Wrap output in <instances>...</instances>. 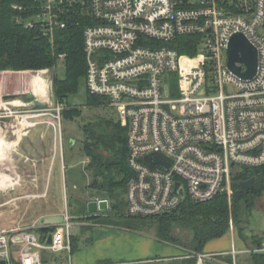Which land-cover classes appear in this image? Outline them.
I'll return each mask as SVG.
<instances>
[{
    "label": "built area",
    "instance_id": "built-area-1",
    "mask_svg": "<svg viewBox=\"0 0 264 264\" xmlns=\"http://www.w3.org/2000/svg\"><path fill=\"white\" fill-rule=\"evenodd\" d=\"M32 10L26 26L40 29L52 44L57 30L85 23L86 88L128 130L132 174L126 183V217L169 214L186 199L203 203L225 194L231 200L234 173L264 167V0H38ZM239 33L259 53L258 71L250 80L228 67L230 39ZM182 36L196 38V55H181L171 46ZM28 106L1 97L0 124L10 122L16 130L27 121L26 130L49 115L47 123L63 150L61 104L56 114L35 107L28 115ZM159 154L170 167L147 160ZM63 217L49 246L18 227L1 231L0 261L15 264L12 243L21 245L19 264H43L42 253L49 250L71 253L72 217L68 212ZM250 253H264V240L259 247L193 252L186 258L226 264L217 257L232 255L237 264L238 255Z\"/></svg>",
    "mask_w": 264,
    "mask_h": 264
},
{
    "label": "trees",
    "instance_id": "trees-1",
    "mask_svg": "<svg viewBox=\"0 0 264 264\" xmlns=\"http://www.w3.org/2000/svg\"><path fill=\"white\" fill-rule=\"evenodd\" d=\"M13 5L25 10L17 11ZM37 5L38 0H0V71L28 73L29 70L52 68L60 55H64L65 75L56 77L53 89L55 100L65 106L61 116L72 121L81 115V109L70 104L69 98L78 94L82 87L86 89V103L89 106L108 109L101 97L91 94L86 88L87 61L83 37L85 23L79 26L70 23L66 29L57 30L52 44L40 29L26 26V17L34 13L32 9ZM196 41V38L182 36L171 46L177 48L181 55L194 56L199 49ZM170 82L175 85L176 93L177 77L170 76ZM81 129L85 135V140L81 143L82 152L86 160H89L86 170L93 176L88 187L93 188L98 198L110 201V209L104 213L88 215L86 204L77 215L80 219H95L102 224L111 221L112 212H116L126 229L144 231L153 227L156 237L169 243L177 242L174 231L176 228H183L191 235L190 250L197 254H205L208 244L228 235L232 223L237 229L238 238L244 244L248 242L247 247L261 246L264 238H249L244 226L247 225V218L257 201L264 195V167L234 173L231 180L234 191L231 200L225 194H219L214 200L203 203L186 199L172 213L150 218H129L125 215L126 211L120 210L119 201H116L118 191L126 192V183L132 174L128 165V130L115 117L98 118L84 124ZM251 178H254V183L248 188L237 184ZM39 234L45 237L44 233ZM78 239L71 237V253L78 249ZM178 244L181 245L180 241ZM217 259L226 264L234 263L232 255H220ZM42 261L46 262L44 259ZM13 262L17 264L14 260ZM197 262L198 258L193 257L184 259L181 264ZM248 264H264V253H250Z\"/></svg>",
    "mask_w": 264,
    "mask_h": 264
},
{
    "label": "rangeland",
    "instance_id": "rangeland-1",
    "mask_svg": "<svg viewBox=\"0 0 264 264\" xmlns=\"http://www.w3.org/2000/svg\"><path fill=\"white\" fill-rule=\"evenodd\" d=\"M56 62L57 63L52 68H45L42 70H29L28 75L24 76L26 83L21 86V89H19L22 90V92L24 93L32 92L30 91V81H35L34 77H32L33 73H35L36 75L42 73V75L45 76L46 79L48 78V83L44 84L43 86H40L35 81L34 85H36V87L43 88V92H40L38 90L40 96L42 94L41 97H38V100L40 102L45 103L44 108L47 110V113L50 114H56V110L60 105L55 100V91L53 90L54 81L57 76L64 77L65 75V61L59 58ZM86 97V89L82 87L81 91L78 94L72 95L69 98V103L74 104L75 107H79L82 113L79 117H76L77 119L72 121H67L62 117V130L64 132L62 141V146L64 147L63 150L59 145V136L55 133L54 128L49 123L46 122L47 125L44 124L43 126H39L34 130L32 129V134L30 135V137L27 138L25 144H27V142L37 134L38 138L41 137L44 142L49 144V147H52V151H55L53 161L56 166L54 165L55 168L54 170H52L51 180L48 183V190L50 191V194L46 199L42 198L41 195L44 194L45 189L40 188L38 189L40 192V197L35 198L38 202L34 203L33 206L29 205V201L25 200L22 203L15 202L13 205L8 204L7 208L10 212V215L15 218H20V216H23L25 211H28L30 215L31 208L39 209L40 214H42L44 211L47 212L46 209L50 207L54 208L55 211L58 213L68 212L69 216L72 217V237L79 238L77 244L79 247L77 250H74L73 253H69L67 251L61 253H53L59 258H63L67 263L71 262L72 257L74 258L78 254H89L91 255V257L98 259L93 260L92 264L105 263L107 257L109 259L107 260V262L109 261L111 263L112 261H117L119 264H181L180 262H182L183 259L179 260V262H176L174 260H169L168 258H154L161 257L162 246L165 244L173 247H176L177 245L180 246V249L182 250V255L184 254V257L191 255V253L193 256L194 251L192 249L190 250L191 235L188 231L183 228H176V231H174V237L177 242L169 243L166 241H160L156 237V231L153 227L152 229L150 228L144 231H127L128 229L123 227V222L118 219L116 212H112L113 216L111 221L109 220L108 222L102 224H100V222L95 219L82 220L80 219V217L77 216L82 212L83 207L86 204L88 205L90 200H102L101 198L97 197L98 195L95 194L93 188L88 187L92 182L93 176L90 171L86 170V166L89 161L86 160L84 153L82 152L81 143L83 140H85V135L81 127L84 124H87L88 122H94L96 119L101 117H115L119 121L117 115L113 113L111 109H105L101 106L100 108L89 106L86 103ZM9 101L13 102L12 100ZM61 107L64 108L65 106L61 104ZM24 110H26L25 114L30 115L34 112V110H36V108L34 106L29 105ZM45 120L51 121L52 119L49 115H47L43 118H40L39 120L34 121L41 122ZM9 124L10 122H8V125ZM16 129L18 128L16 127ZM1 130V135L7 134L8 136H13L12 139H16V137L11 134L12 128L10 126H2ZM22 132H25V130H22L21 133ZM72 142H74L73 146L71 145ZM3 149L4 151H7L5 147H3ZM46 152H48L46 148L40 149L39 151H36V156L39 157L41 155H44ZM50 159L51 158H49V161ZM7 192L11 194L10 191H3L0 188V197L4 196ZM125 194L126 192H122L121 190L117 193L118 196L116 198V201H119L121 211H126L127 209ZM45 195H47L46 192ZM74 218L76 220H74ZM246 224L247 225H245L244 227H246V236H248L249 238H251L252 236L261 237V235H264V195L260 198V200L257 201L254 210L249 214L247 218ZM97 225L98 227H96ZM102 226L107 227L103 228ZM109 227H113L117 230L122 229L129 233L122 232V237H118L116 235L114 236V239H105L108 235L107 233H105L106 230L111 231V229H108ZM229 233H234L235 237L238 236L237 229L235 226L232 230L230 229ZM230 234H228V236H230ZM128 236L135 238V241H127ZM141 239H147L148 241L149 239H152L154 242V249L149 250L147 254L139 253V245L135 243L141 242ZM179 241L181 245L178 244ZM230 242L231 240L226 239L225 242H222V244H224L226 249L230 250ZM47 253L52 254V251L49 250L47 251ZM248 257L249 254H240L236 258V263L248 264ZM192 258L193 257H191V259ZM14 261L19 264L17 259H15ZM44 264H54V262L50 261L48 263L45 262ZM197 264H204V262L200 263L198 260Z\"/></svg>",
    "mask_w": 264,
    "mask_h": 264
},
{
    "label": "crops",
    "instance_id": "crops-1",
    "mask_svg": "<svg viewBox=\"0 0 264 264\" xmlns=\"http://www.w3.org/2000/svg\"><path fill=\"white\" fill-rule=\"evenodd\" d=\"M25 75H28V73L22 71H14V72L0 71V98L24 93L22 92V90L19 89H21V86H23L26 83L24 77ZM35 81L33 82L30 81V85H31L30 91H32L34 95H36L35 93H37L38 96L37 95L36 96L38 99V97L40 96L39 91L43 92L42 91L43 88L36 87V85H34ZM12 101L14 105L15 104L24 105V103L21 102L20 100L15 99ZM47 121L50 120L41 121L40 122L41 124H39L38 126L30 127V129H27L25 130V132L22 133H19L18 130L19 128L15 130L11 127L12 128L11 134H13L16 137V139H12L13 136H8L7 134L1 135L2 133L1 128L2 126L5 127L6 123L2 122L0 124V188L3 191L8 190L11 192V194L7 192L5 193L4 196L0 197V232L10 231L18 227L23 230L36 233L40 237V239H43L42 235L37 233L36 228L34 227L36 226L38 227L43 217H48L49 215L62 216L65 213V212L58 213L55 211L54 208L49 206L50 208L46 209L47 212L44 211L42 214H40L39 209L31 208L30 215L28 211H25L22 217L20 216V218H15L10 215V212L7 208L8 204L13 205L15 202L22 203L24 200L29 201V205L33 206L34 203L38 202L37 199L35 198L40 197L39 195L40 192L38 190L40 188L45 189V192L47 194L45 195L44 192V194L41 195L42 198L46 199L50 194V191L48 190V183L51 180L52 170H54L56 166V164L53 161L55 156L54 155L55 151H52V147H49V144L44 142L41 137L38 138L37 134L34 137H32L31 140L27 142V144H25L27 138L30 137V135L32 134L31 133L32 129L34 130L35 128H38L39 126H43L44 124L47 125L46 124ZM3 147H5L7 151H4ZM45 148L47 149L48 152H46L44 155L37 157L36 151ZM49 158H51L50 159L51 162L49 161ZM96 227H98V225ZM102 227L105 228L107 226H102ZM108 229H111V231L106 230L105 233H107L108 235L106 236L105 239H111V238L114 239V236L117 235L118 237H120L124 232L129 231V230L124 231L122 229L117 230L113 227H109ZM97 232H101V231H97ZM262 237L264 238V235H261L260 238ZM226 239L231 240L230 250L226 249L224 244H222V242H225ZM127 241L134 242L135 238L128 236ZM240 241L241 239L238 238V236L235 237V234L231 233L230 236L226 235L223 238H220L218 241H214L208 244L205 248V253L206 254L227 253L230 252L234 247L239 250L248 249L247 245H245L242 241L240 244ZM141 242L135 243L139 245L138 248L139 253L147 254L149 250L154 249L153 248L154 242L152 239H149V241L147 239H143ZM10 248L12 253V260L17 259L18 261L21 252V245L12 243ZM53 253L54 252H52V254L51 253L48 254L47 251L43 252L42 260L44 259L46 263L52 261L54 262V264L70 263V262L69 263L65 262L63 258H59ZM161 253H162L161 257H156L154 259L168 258L169 260H174L176 262L177 261L179 262V260L182 259L183 260L187 259L186 257H184V254L182 255V250L178 245L176 247H173L165 244L162 246ZM95 259L97 258H93L89 254L86 255L78 254L74 258L72 257L71 264H92V261ZM107 260H109L108 257ZM106 262L98 263V264H119L117 261H112L111 263L109 261H108L109 263ZM44 263L45 262H43V264Z\"/></svg>",
    "mask_w": 264,
    "mask_h": 264
},
{
    "label": "water",
    "instance_id": "water-1",
    "mask_svg": "<svg viewBox=\"0 0 264 264\" xmlns=\"http://www.w3.org/2000/svg\"><path fill=\"white\" fill-rule=\"evenodd\" d=\"M230 44L227 50V54L229 55L228 67L231 69L236 76L239 78H243L246 80L253 79L258 71V58L259 53L255 47L249 42L246 37L239 33L235 34L230 39ZM243 64L247 68L246 71H243L241 66L239 67L238 64ZM165 83H167V79H165ZM6 100H15L20 99L24 104L31 105L36 108H43L45 107V103L40 102L37 97L33 94V92L29 93H21L15 94L12 96L4 97ZM73 143L71 145L73 146ZM147 160L153 165H164L166 167H170V163L165 156L159 154L156 156L155 160H152L151 157H147ZM244 170H249L248 167L244 166ZM254 183V178L249 180L237 182V184L242 188H248ZM178 186V185H177ZM182 194V191H181ZM110 209L109 201L107 200H90L87 205V212L88 214H99L104 213ZM65 218L62 216L57 215H49L48 217H43L36 227V231L38 233H44L45 237L44 240H47L46 243L49 246L52 242L53 238V231L56 226L62 225ZM0 264H6L4 261H0ZM204 264H217L211 260H206Z\"/></svg>",
    "mask_w": 264,
    "mask_h": 264
},
{
    "label": "bare ground",
    "instance_id": "bare-ground-1",
    "mask_svg": "<svg viewBox=\"0 0 264 264\" xmlns=\"http://www.w3.org/2000/svg\"><path fill=\"white\" fill-rule=\"evenodd\" d=\"M32 77H34V79L37 81V82H39L38 84L39 85H44V84H46V83H48V78L46 79V77L45 76H43L42 75V73H39L38 75H36L35 73H33V76ZM46 82V83H45ZM49 86V85H48ZM37 96H38V94L37 93H35ZM35 95V96H36ZM36 96V97H37ZM19 125H20V127H19V133H21V131L24 129V128H26V127H29L30 125H29V122H27V121H24V122H20L19 123Z\"/></svg>",
    "mask_w": 264,
    "mask_h": 264
}]
</instances>
